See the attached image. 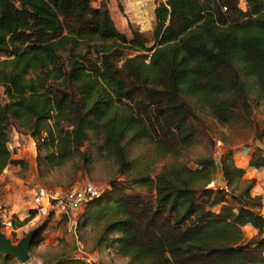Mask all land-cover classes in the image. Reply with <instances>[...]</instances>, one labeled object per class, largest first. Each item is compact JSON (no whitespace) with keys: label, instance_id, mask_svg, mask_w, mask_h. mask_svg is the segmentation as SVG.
I'll return each mask as SVG.
<instances>
[{"label":"trees","instance_id":"trees-1","mask_svg":"<svg viewBox=\"0 0 264 264\" xmlns=\"http://www.w3.org/2000/svg\"><path fill=\"white\" fill-rule=\"evenodd\" d=\"M94 1L0 0V175L26 167L12 158V131L35 142L39 178L87 164L94 137L124 178L80 210L77 231L96 230L92 251L127 264H264L262 198L233 149L218 163L177 160L199 143L195 109L231 128L264 104V0H154L151 39L131 23L121 32ZM249 167L264 168L261 148ZM245 225L258 233L248 239Z\"/></svg>","mask_w":264,"mask_h":264},{"label":"rangeland","instance_id":"rangeland-1","mask_svg":"<svg viewBox=\"0 0 264 264\" xmlns=\"http://www.w3.org/2000/svg\"><path fill=\"white\" fill-rule=\"evenodd\" d=\"M240 7L245 9V0H240ZM154 0H122L110 10L111 17L116 27L121 32L128 33V24L131 23L139 29L145 36L151 39L154 27ZM152 44V42H150ZM149 44V45H150ZM3 88L0 86V100H5ZM192 123L196 128L199 143L183 152L178 161L188 163L193 166L196 157H211L218 163L220 154L229 148L234 151L236 160L241 156L250 158V153L256 148L264 151V104L258 103L251 107L250 114L245 122L236 127H223L219 125L204 109H195V117ZM9 149L12 158L23 159L26 167L10 166L11 176L22 180V187H19V194L12 202L4 201L6 197V182H0V202L7 206L8 211L13 214L14 224L24 222L22 226L14 227L16 232H6V236L12 243L16 244L28 231L37 228H44L42 233H38L30 248V259L26 263H20L16 259L15 264H50L59 256L72 255L74 253V237H76L86 249L93 254L100 264H127L128 259L110 255L106 251L99 253L92 251L96 230L91 227L77 231L79 215L76 213L75 231L69 219L64 215V210L56 202H53L46 214L37 215L26 213L27 207L31 205L27 200L34 186L40 185L48 190L63 192L72 188H80L83 183L90 181L101 191L109 188L110 181L121 177L117 166L107 160L99 150V141L92 138L83 149L89 153V162L82 164L80 161L67 162L63 167L47 172L39 178L36 167V147L35 142L28 136H21L12 131ZM130 150L134 154L141 152L138 145H130ZM174 158H165L153 167V172H157L163 165L174 163ZM8 180V177H6ZM217 183L223 185L220 173L216 176ZM214 184L211 183L210 186ZM22 188V190H21ZM17 189V188H16ZM9 189V193H10ZM144 193V190H138ZM13 202L15 205L13 206ZM4 233V232H3Z\"/></svg>","mask_w":264,"mask_h":264},{"label":"built area","instance_id":"built-area-1","mask_svg":"<svg viewBox=\"0 0 264 264\" xmlns=\"http://www.w3.org/2000/svg\"><path fill=\"white\" fill-rule=\"evenodd\" d=\"M99 193L100 190L90 181L84 182L80 188H72L60 195L58 192L36 185L29 194L27 202L31 205L27 207V211L33 209L36 210L37 215L46 214L53 202H56L64 210V215L69 219L75 231L76 213L81 210L88 200L98 196ZM14 222L13 214L8 211L5 204L0 202V231L4 233L16 232ZM74 239L72 257L80 259L86 264H98L95 256L87 252L84 245L76 237Z\"/></svg>","mask_w":264,"mask_h":264},{"label":"crops","instance_id":"crops-1","mask_svg":"<svg viewBox=\"0 0 264 264\" xmlns=\"http://www.w3.org/2000/svg\"><path fill=\"white\" fill-rule=\"evenodd\" d=\"M118 1L122 0H95L93 2V5L98 6L100 2L106 3L109 10L113 8V6L117 5ZM236 156H234V160L236 165L239 167H242L245 169V178L246 179H254L255 184L251 189V194L253 196H260L262 198L263 205L261 207V214L264 216V168H252L249 167V157L247 156H241L238 160H236ZM8 177V180L6 179ZM6 182L5 191H6V197L3 198L4 201L12 202L13 199L17 197L19 194V187H22V180L19 178H16L14 176H11V171L9 169H5L3 173L0 175V182ZM17 188V189H16ZM9 189L11 190L10 193L8 192ZM22 190V188H21ZM15 203L13 202V206ZM243 231L245 233V236L249 239L253 236H255L258 231L251 225H245L243 227Z\"/></svg>","mask_w":264,"mask_h":264},{"label":"water","instance_id":"water-1","mask_svg":"<svg viewBox=\"0 0 264 264\" xmlns=\"http://www.w3.org/2000/svg\"><path fill=\"white\" fill-rule=\"evenodd\" d=\"M38 232L37 228L28 231L16 244L0 231V253L26 263L30 259V248Z\"/></svg>","mask_w":264,"mask_h":264}]
</instances>
